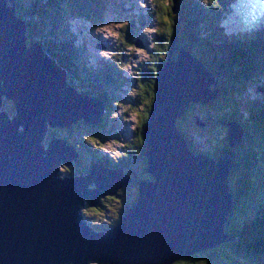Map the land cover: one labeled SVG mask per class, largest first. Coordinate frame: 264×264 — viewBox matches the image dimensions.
I'll use <instances>...</instances> for the list:
<instances>
[{
  "label": "water",
  "instance_id": "1",
  "mask_svg": "<svg viewBox=\"0 0 264 264\" xmlns=\"http://www.w3.org/2000/svg\"><path fill=\"white\" fill-rule=\"evenodd\" d=\"M173 1L177 14L182 0ZM8 2L0 0V105L4 98L13 101L17 118L0 115V264H173L234 242L224 227L233 211L228 178L235 164L228 156H194L175 124L191 104L210 103L222 92L202 61L183 47L159 73L145 128L155 182L139 181L137 205L103 236L81 207L116 196L130 179L99 167L87 177H61L58 166L70 165L76 151L57 137L47 148L48 130L77 120L99 124L102 113L66 89L42 50L26 46V24ZM224 126L230 146L238 147L242 128ZM89 183L96 189L89 192Z\"/></svg>",
  "mask_w": 264,
  "mask_h": 264
},
{
  "label": "trees",
  "instance_id": "2",
  "mask_svg": "<svg viewBox=\"0 0 264 264\" xmlns=\"http://www.w3.org/2000/svg\"><path fill=\"white\" fill-rule=\"evenodd\" d=\"M229 1L231 0H183L177 14L174 12L173 0L167 2L159 0L158 3H155L153 15L156 16L155 18L162 29L155 32L151 65L147 68L141 67L136 73L133 89L138 94L136 100L139 107L130 105V108L137 109L141 114L135 132L134 144L136 147L132 148L135 155L133 154V156L132 153L128 152L130 155L125 153L116 158L114 162L101 156L97 151L88 149V132L93 136H98L102 130L108 134L111 132L109 113L114 106L120 107L122 105L115 99H120L119 90L127 82L121 80L118 74L115 76L117 72H114L116 70L114 65H111V70L101 68L90 69L86 73H83V70L81 72L78 64L81 62L83 67L86 65L84 62L85 48L84 46L77 48L75 45L72 48L69 45L71 36L67 26V23L72 19L92 21L100 17V15L93 17V12L101 13V9L105 10L109 6L108 0H9L7 5L15 17L26 24V46L33 50H37L38 46L40 47L39 49L54 63L64 78L66 89L75 91L81 98L95 100L102 105L104 113L99 124L86 123L83 120L76 121L68 128V134L71 135V138L68 139L63 138L62 130L56 132L48 130L46 135L50 136L51 142L57 137L74 146L76 158L71 160L69 166L73 167L76 161L81 164L82 159L88 162L89 169L87 167L85 170H80L81 175H88L95 165H103L107 168L114 166L127 171L136 159L144 165L143 171L140 173L142 175L138 174V181L155 182V178L148 172L150 166L145 157L147 149L145 128L152 114L157 77L169 60H178L184 43L180 42L181 32H185L189 37L190 43L187 50L193 57L202 61L212 76H219L222 71H228L231 74L230 78L223 81L222 93L216 100L208 105L191 104L186 109V114H192L193 108L199 106L206 109L203 111L205 114L214 111L216 115L204 118L195 114V123L199 120L207 124L206 128L215 126L216 129L220 127L224 137L219 140L218 147L208 145V148L202 151L198 147L199 144L195 135L182 126L183 119L177 120L175 124L185 140V145L194 156H207L209 158L228 156L234 162V168L228 178L233 211L228 217L224 231L226 238L235 241L183 258L173 264H264V173H261V176L256 175L258 167L264 171V123H262L264 118H261V115L264 117V104L258 102L253 107L252 101L246 100L245 106L240 112L235 107L231 108L229 112H222L221 114L216 110L220 102L221 106L229 105L234 97L242 96L244 83L256 78L251 74L258 73L264 78L262 75V70H264V37L231 36L229 39L226 37V33L221 30L224 34L221 35L223 40L218 39L219 33L216 35V32H218V24L221 23L220 13L224 11L220 7L221 4L225 7ZM65 17L72 18L66 20ZM215 26H217V31ZM73 42L74 39L72 38ZM163 55H167V58L165 59ZM213 89L215 88L213 87ZM113 91L116 93L114 100ZM4 111L12 119L17 118L14 102L6 98L0 105V115L4 114ZM190 118L186 116L187 120ZM224 122L236 124L242 128L244 136L240 147L230 146L228 130L224 126ZM91 126L99 129L96 131L88 129L83 133V135L86 134L83 140H76L75 134L79 129ZM91 140L94 141V138ZM118 195L121 196L120 193ZM138 196L139 184H136V192H132L128 202L123 203L120 210L114 212L112 220H106L108 222L94 220L91 224L92 227L98 233L111 234L137 205ZM107 197L102 198L96 207H92L95 213L109 212L108 209L111 206L107 204ZM83 215L85 219H90V213L84 212ZM229 251L236 252V255H242L243 260L235 263L234 257L236 255H231Z\"/></svg>",
  "mask_w": 264,
  "mask_h": 264
},
{
  "label": "rangeland",
  "instance_id": "3",
  "mask_svg": "<svg viewBox=\"0 0 264 264\" xmlns=\"http://www.w3.org/2000/svg\"><path fill=\"white\" fill-rule=\"evenodd\" d=\"M161 1L167 2L168 0ZM158 2L159 0H108L109 6L105 8V10L101 9V13L97 11L93 12V17L97 15H100V17H97L92 21H87L85 19H72L67 23L70 33L69 35H72L68 42L70 43L69 45H71L72 48L74 44L75 46H85L92 70H96L97 67L100 68L103 63L109 65L111 64L112 66L114 65L116 68L114 72H117L115 73V76L118 74L121 77V80H125L129 83L122 86L121 90H119L120 93L118 94H120V99H115L116 93L115 91L112 92L113 100L115 99V101L122 103V105L112 110V114L110 115V126H112L111 132L108 134L102 130L98 136H93L88 132V149L97 151V153L106 157L108 160H115L116 157L118 158L128 152L135 155L132 148L136 147L134 144L136 138L135 132L141 114L137 111V109L130 108V105L139 107L137 105L138 101L136 100V96L138 94L133 89L135 86L134 80L136 73L141 67L147 68L151 65V54L153 52V43L156 36L155 32L158 29H162L155 18L156 16L153 15L155 3ZM230 3H232V1H229L226 5L227 7H224L226 10L220 13L221 23H219L218 26L222 28L223 32H238L243 35L244 33H248L245 31L248 30L249 25L250 28H257L259 25L262 26L261 23L264 22V19L258 8L264 6V0H237L236 6H231L229 5ZM242 4L245 5V9L248 14L253 10L252 14L254 15V20L248 22L245 18H243V14L240 11ZM230 12L232 13L228 15ZM255 14L257 16H255ZM70 18L72 17H65L66 20ZM222 34V32L219 33L218 39L223 40V36H221ZM186 36L185 32L180 33L181 43L184 42ZM72 38L74 39L73 43ZM72 50L74 51V49ZM163 56L165 59L167 58V55ZM90 65H88V68ZM78 66L81 71L83 69V64L79 62ZM251 75L256 78L248 80L247 83H244L246 81L243 82L244 90L241 97L239 95L234 97V100L231 101V105H223L224 109L223 106H221V102L217 105L216 110L219 114L222 112H229V110L234 107L240 112L245 106L244 104L246 100L252 101L251 104L253 107H255L258 102L264 104V78H262L258 73H253ZM230 77L231 74L226 71V74L222 75L221 79L218 81V84L220 83L218 88H221L223 86V81ZM101 85H103V83H101ZM210 103L203 105H208ZM193 109L192 114H189V117H191L190 120L184 119L182 126L186 128L187 131L192 132L195 135L196 141L199 144L198 147L201 148L202 151L206 150L208 145L218 147L219 140L224 137L223 133L220 131V127L215 129V126L210 128H206L207 126H204L201 127L202 129H197L195 123L196 116L204 118L206 116H213L216 114L214 111L211 113L206 112L207 114H205L203 111H206V109L200 106ZM4 113L6 112L4 111ZM245 116L247 117V115ZM176 118L178 117H175L174 119ZM261 118L263 119L264 117L261 115ZM198 123L201 122L198 120ZM262 123H264V121H262ZM94 127L95 126L79 129V131L75 134L76 140H83V137L86 136V134L83 135V133H85L88 129L95 131L99 129ZM51 130H54L55 132L62 130V135L64 136L63 138H71V135L68 134V127L51 128ZM233 133L236 135L234 138L237 139V132L235 131ZM91 138H94V141H92ZM44 143L47 148L51 144L49 135L45 138ZM130 153L128 154L130 155ZM218 159L219 157L216 158V160ZM68 166L69 165L66 166L63 164L58 166L57 169L62 178H81V176H85L87 174L81 175L80 170H85L87 167L89 168L88 162H85L83 159L81 164H79V161H76L73 167ZM143 166L144 165L140 160L135 159L133 164L128 167L126 174L129 173L131 177L134 178L135 182L137 181L138 183V174L140 176L142 175L140 173L143 171ZM257 172L258 173L256 175L258 176H261V173H264L260 167L257 168ZM73 174H75V176H72ZM89 187L92 188V185L89 184ZM132 192H136V184L131 181L127 186H123L116 193V196L107 195L108 197H103V199L107 197V204H110L111 206L108 209L109 212H98L97 214L94 210H92V205L90 207V204L86 201L84 202L85 204L82 205L81 211L83 213H90L91 215L89 218L92 220L108 222L106 220H112V218H114V212L120 210L123 203L128 202ZM118 193H120L121 196H119ZM101 199L102 197L98 199V202ZM235 253L236 252L233 251L230 252L233 256L236 255ZM234 258L236 261L235 263L243 260L242 255H236Z\"/></svg>",
  "mask_w": 264,
  "mask_h": 264
},
{
  "label": "clouds",
  "instance_id": "4",
  "mask_svg": "<svg viewBox=\"0 0 264 264\" xmlns=\"http://www.w3.org/2000/svg\"><path fill=\"white\" fill-rule=\"evenodd\" d=\"M72 36V35H71ZM84 72L83 73H86V72H88V70L90 71V68H88V64H86L85 65V67H83V69H82ZM82 70H81V72H82ZM50 128H53V127H50ZM71 163V162H70ZM101 198V197H100ZM107 234V233H106ZM104 236H106V235H104Z\"/></svg>",
  "mask_w": 264,
  "mask_h": 264
},
{
  "label": "bare ground",
  "instance_id": "5",
  "mask_svg": "<svg viewBox=\"0 0 264 264\" xmlns=\"http://www.w3.org/2000/svg\"><path fill=\"white\" fill-rule=\"evenodd\" d=\"M233 1H235V0H233ZM255 37H256V34H253V38H255ZM74 45H75V44H74ZM39 48H40V47L38 46L37 49L40 50ZM41 52L44 53L43 51H41ZM44 54H45V53H44ZM228 142H229V139H228ZM241 145H242V143H241L238 147H240ZM234 148H237V147H234ZM105 165H106V164H105Z\"/></svg>",
  "mask_w": 264,
  "mask_h": 264
},
{
  "label": "flooded vegetation",
  "instance_id": "6",
  "mask_svg": "<svg viewBox=\"0 0 264 264\" xmlns=\"http://www.w3.org/2000/svg\"><path fill=\"white\" fill-rule=\"evenodd\" d=\"M132 179V183L138 184L137 181L135 182V180L131 177Z\"/></svg>",
  "mask_w": 264,
  "mask_h": 264
}]
</instances>
